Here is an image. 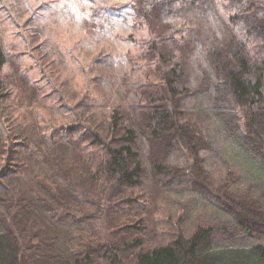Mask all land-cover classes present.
Instances as JSON below:
<instances>
[{
	"label": "trees",
	"instance_id": "16d2710c",
	"mask_svg": "<svg viewBox=\"0 0 264 264\" xmlns=\"http://www.w3.org/2000/svg\"><path fill=\"white\" fill-rule=\"evenodd\" d=\"M131 5L142 53L98 118L62 100L56 138L0 42V264H264V0Z\"/></svg>",
	"mask_w": 264,
	"mask_h": 264
},
{
	"label": "rangeland",
	"instance_id": "374dc122",
	"mask_svg": "<svg viewBox=\"0 0 264 264\" xmlns=\"http://www.w3.org/2000/svg\"><path fill=\"white\" fill-rule=\"evenodd\" d=\"M131 2L0 0V42L23 51L18 68L29 83L38 88L31 107L37 109L36 118L48 136L56 138V132L50 130L52 125L63 123L69 115L62 100L71 105L81 99L82 103L92 106L89 112L97 118L111 106L110 102L106 104L104 101V89L110 94L118 88L121 77L130 68L132 62L129 61L136 59L144 49L135 37H144L145 30H141L140 35L132 30L138 27V22L134 19L137 13L133 6H127ZM131 34L135 37L128 38ZM30 35L35 37L33 43L40 44L50 54L48 70L55 84L37 69L31 58V49L25 47ZM96 56L100 57L93 61ZM87 80H90V84L85 86ZM92 84H102L104 88L96 90V87H91ZM55 85L62 86L61 97ZM189 193L192 192L187 191L182 199L191 203V197H197L195 193ZM208 198L213 201L211 196ZM181 229L185 233L186 229Z\"/></svg>",
	"mask_w": 264,
	"mask_h": 264
}]
</instances>
